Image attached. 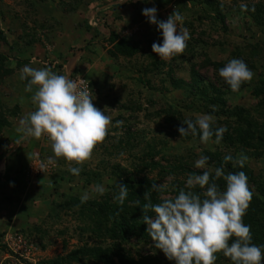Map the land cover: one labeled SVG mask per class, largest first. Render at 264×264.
Masks as SVG:
<instances>
[{
  "label": "rangeland",
  "instance_id": "obj_1",
  "mask_svg": "<svg viewBox=\"0 0 264 264\" xmlns=\"http://www.w3.org/2000/svg\"><path fill=\"white\" fill-rule=\"evenodd\" d=\"M131 1L119 5L118 0H0V165L4 164L0 198L12 195L10 208L19 211L0 216L8 227L0 228V264H95L90 250L113 247L133 264H175L155 248L151 237L119 242L108 234L103 211L111 213L110 207L119 205L117 185L125 179L145 180L146 186H128L131 205L147 203L144 196L149 191L151 202L158 204L177 196L180 189L188 191L190 174L212 170L214 177L215 168L222 167L227 175L225 168H235L241 153L248 160L239 172L247 175L251 202L258 204V218L264 219V152L228 136L226 123L234 120L217 117L212 125L213 131L226 126L224 136L233 140L225 144H216L215 138L203 143L178 132L181 126L187 128L185 120L195 122L213 111L207 101L214 95L207 84L226 93L228 106L264 120V0ZM109 2L126 9L110 15L105 24L90 25L93 4ZM152 7L161 21L174 11L184 17L178 27L187 28L190 39L182 55L163 60L152 52L153 43H163L157 26L142 14ZM84 47L86 56L70 77L88 81L84 86L92 91L94 106L101 111L108 108L112 124L106 139L79 166L78 176L70 173L63 158L40 167L54 156L47 136L40 138L43 150L28 151L25 146L26 151L19 149L9 159L22 135L17 131L19 121L36 108L31 102L34 93L25 91L28 81L19 78L20 70L25 65L47 67L66 75L67 63ZM233 58L243 60L254 74L235 92L219 76V69ZM118 121L122 125L116 126ZM203 151L211 157L207 156L205 169H197L195 161ZM227 155L233 159L225 162ZM16 156H21V164L15 167ZM150 161L165 170L145 171ZM16 177L22 179L15 182ZM215 183L221 191L226 189L223 177ZM153 184L166 188L151 191ZM96 186L104 187L103 195ZM191 191L204 190L196 186ZM85 194L89 206L71 204V199L82 201ZM252 237V243L263 246V237ZM216 256L215 264H232L222 252Z\"/></svg>",
  "mask_w": 264,
  "mask_h": 264
},
{
  "label": "clouds",
  "instance_id": "obj_2",
  "mask_svg": "<svg viewBox=\"0 0 264 264\" xmlns=\"http://www.w3.org/2000/svg\"><path fill=\"white\" fill-rule=\"evenodd\" d=\"M126 0H118L119 5ZM148 22L156 25L162 33L163 43H153L152 52L160 59L170 60L182 55L190 39L189 30L178 27L184 17L174 11L166 21L157 19L155 7L142 10ZM253 72L247 64L233 58L219 69V76L230 86L232 91H238L241 85L253 78ZM22 81L27 80L26 92H33L32 103L35 110L25 115L19 121L17 131L22 133L15 141L20 145L24 139L47 136L51 141L54 156L42 163L41 168L54 165L58 158H63L69 165L71 174L78 176L81 167L92 157L96 146L106 139L112 119L104 111L93 104V93L87 85L88 81L58 75L51 68L37 69L25 65L20 70ZM213 111H216L213 106ZM215 117L211 114H201L195 122L188 119L183 122L178 132L181 137L189 134L200 135L201 142L207 143L215 135V143L219 144L227 131L226 126H220L213 131ZM122 125L118 121L116 126ZM231 155L224 157L225 162L232 160ZM209 157L201 156L195 161V168L205 169ZM248 157L241 153L234 161L240 168L245 166ZM77 165V166H71ZM226 181V189L221 191L215 180ZM210 179L212 182L210 183ZM199 186L204 190L201 194L191 191ZM119 194L115 197L122 205L128 196V187L117 185ZM189 189H180L177 196L162 199L153 204L150 191L144 196L147 201L143 205V222L147 225V233L155 248L161 250L166 258L175 264H215L217 253H223L230 258L232 264H262L264 262V246L252 243L253 237L249 225L244 224L243 217L252 199L247 175L243 172L225 175L222 167L205 170L202 174H190L186 181ZM165 184H153L151 191L160 192ZM95 191L103 195V186H96ZM82 202L88 199L85 194ZM139 203V201H137ZM151 211L154 216L147 213ZM234 238V239H233ZM231 241V243H229Z\"/></svg>",
  "mask_w": 264,
  "mask_h": 264
},
{
  "label": "trees",
  "instance_id": "obj_3",
  "mask_svg": "<svg viewBox=\"0 0 264 264\" xmlns=\"http://www.w3.org/2000/svg\"><path fill=\"white\" fill-rule=\"evenodd\" d=\"M261 84H264V81H261ZM207 85V89L211 91L212 95H214L213 97L209 98L207 102L208 104H210L211 106H215L216 108V111L208 110L207 114H211L215 118H226L228 122L234 120V122L232 123H226L228 125L227 128L230 132L228 136H230L231 138L235 137V143H239L240 145L245 144L247 147L253 145L258 148L257 150H260V152H264V120L251 116L250 112L246 109L228 106L227 101L225 99L226 93L221 91V89L213 87V85L211 84ZM256 90L258 89H255L253 93H255ZM259 90L261 89L259 88ZM225 134L227 135V133ZM195 136L196 139H200L199 134ZM230 137H225L223 135V139L221 141L224 144L229 143L231 140ZM214 138L215 135H213L211 139ZM203 155L210 156L207 151H203ZM238 168L239 166L237 165L235 166V168H233L232 166H228L225 169H227L228 174L239 172ZM156 169L165 170L163 167H160V165L152 161H150L149 164L146 165L144 168L145 171H153ZM176 170L182 169L176 168ZM119 184H123L131 188H133L132 186L143 187L146 186V181L142 180L135 182L130 181V179H125L121 180ZM147 186H150V184H148ZM198 194L201 193L198 192ZM251 201L248 209L246 210V214L243 217V222L244 224L250 226V228L252 229L251 232L253 236H259L264 238V219L258 218V204L253 203ZM131 202L133 201H131V198L129 196L125 199L122 205L117 201V203H119L118 206L113 205L112 207H110L112 211L111 213L107 211L108 209H105L103 211L105 212L104 216H108L107 218H104L105 225H109L108 234L111 236L112 239L120 240L119 242H128L132 239V236L139 237L140 239H147V237H150L147 233V225L143 222L142 219L144 215L142 210L145 202L139 201L137 206L131 205ZM71 204L79 206L81 208H85L90 205L84 201L82 202L81 200L74 198L71 199ZM151 213L152 212L149 211L147 215L151 216ZM88 255L92 257V259L95 261V264H133L130 258L125 257L123 254L117 251L115 247L106 250H90L88 252Z\"/></svg>",
  "mask_w": 264,
  "mask_h": 264
},
{
  "label": "crops",
  "instance_id": "obj_4",
  "mask_svg": "<svg viewBox=\"0 0 264 264\" xmlns=\"http://www.w3.org/2000/svg\"><path fill=\"white\" fill-rule=\"evenodd\" d=\"M131 2L133 3V2H135V0H132ZM93 6H94V11H93V15H92V17H91V19L89 21V24L90 25L92 24L94 26L105 24L104 20H107V18H110L111 17L110 15H112L113 13H116L117 11H121V10H125L126 9V8L125 9H121V8H119L120 6L117 3H110V2L106 3V4L105 3H102V4L94 3ZM85 49H86V47H84L82 49V53L81 54L76 55V57H74L70 62L67 63L66 68H65V72L66 73H68V71H70V73H71V72L74 71L75 68L78 67L79 63L86 56V54L84 53ZM83 54H85V55H83ZM34 91L35 90L33 89L32 93H34ZM31 102H32V99H31ZM30 139H32V138L24 139L23 140L24 142L22 141V144L15 145L14 149H11L9 151L8 155L11 154L9 159H11V157L14 156L13 153H15L17 150H19V149H20V151L24 150L25 146L27 147L28 151H35V150L39 151V150H43L44 149V145L41 144V143L39 144L40 139H36V138H33L34 140H30ZM24 151H26V150H24ZM27 154H28V152H27ZM25 155L23 156L22 159H24L26 161L27 159H25V158H27V157H25ZM29 156H31V155L29 154ZM19 157L21 158V156H16L15 158H13V161L11 160L12 162H14V163H12L13 166H15V167L16 166H20L21 162L18 161ZM6 162L7 161H5L4 163H6ZM22 166H23V164H22ZM3 168H4V164L0 165V176L4 174L2 172ZM21 179H22L21 177H18V178L16 177L14 181L17 182V181H20ZM17 186H18V184H15L14 188L16 189ZM21 186H23V184ZM5 196H6L5 197L6 199L5 198L4 199L0 198V202H1L0 203V216L3 215V217H7V216L17 215L19 211L18 210L16 211V210H13L12 208H10V206H11V202L10 201H12L10 198H12V195H10V194L7 195L6 194ZM16 200L18 201V199H16ZM0 228H3L4 230L6 228H8L6 223L2 219L0 220Z\"/></svg>",
  "mask_w": 264,
  "mask_h": 264
},
{
  "label": "built area",
  "instance_id": "obj_5",
  "mask_svg": "<svg viewBox=\"0 0 264 264\" xmlns=\"http://www.w3.org/2000/svg\"><path fill=\"white\" fill-rule=\"evenodd\" d=\"M84 86V85H83Z\"/></svg>",
  "mask_w": 264,
  "mask_h": 264
}]
</instances>
